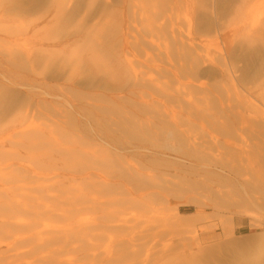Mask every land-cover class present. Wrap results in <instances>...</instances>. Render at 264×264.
Listing matches in <instances>:
<instances>
[{"label":"bare ground","instance_id":"obj_1","mask_svg":"<svg viewBox=\"0 0 264 264\" xmlns=\"http://www.w3.org/2000/svg\"><path fill=\"white\" fill-rule=\"evenodd\" d=\"M195 7L194 28L176 29L180 13L189 25ZM260 15L255 0H0V60L12 66H0V264H77L89 228L80 214L100 207L104 241L89 243L93 252L85 257L198 262L194 250L203 247L196 235H140L129 224L156 212L154 189L166 193V202H188L193 186L180 181L181 161L223 170L191 124L211 121L229 130L221 118L239 121L234 108L264 101ZM144 24L151 33L138 28ZM134 52L144 61H134ZM18 68L30 78L24 81ZM210 102L220 110L210 112ZM90 134L93 151L84 141ZM95 162L104 169L83 179L97 189L80 191L78 168ZM243 182L259 194L252 199L264 200V146L253 177ZM49 219L60 224L51 227ZM164 221L173 228L182 218L174 212ZM261 252L264 242L254 254Z\"/></svg>","mask_w":264,"mask_h":264},{"label":"rangeland","instance_id":"obj_2","mask_svg":"<svg viewBox=\"0 0 264 264\" xmlns=\"http://www.w3.org/2000/svg\"><path fill=\"white\" fill-rule=\"evenodd\" d=\"M255 3L257 4V12L263 14L260 17H264V0H255ZM190 11L192 14L189 25L185 16L183 17V13H180L174 24L176 29L180 28L185 31L189 26L194 28L195 16L198 15L199 11L197 7L190 9ZM166 23L168 24V22ZM145 24L143 26L138 25V28L146 34L151 33ZM136 25L134 24V26ZM152 33H157L155 37L152 34L155 40L161 43L165 42L162 32L153 31ZM166 42L168 43V40ZM206 42L211 54H214L215 45L209 42V38H206ZM145 57L143 53L138 52L131 55V58L137 62L144 61ZM0 66L2 69L12 68L11 63L7 62L6 59L0 60ZM30 74L28 69L17 71V75L21 76L24 81L30 78ZM20 90L25 93L24 87H21ZM214 95L218 96L219 94L215 93ZM208 107L210 112L220 110L219 106L212 102ZM233 112H238L241 120L230 123L221 118V121L226 126L228 125L227 129L229 130H220L218 125L211 121H203L200 124L195 120V123L191 124L195 128V138H198L196 141L200 143L204 141V145L213 147L210 153L212 156L215 155L216 162L223 170L215 167L197 166L193 163L195 161H181L182 178L179 180L183 184L193 186L185 194L184 201L188 200V202L179 203L169 200L166 202V193L162 189H154L156 194L152 198L156 212L130 221L129 224L133 227V231L141 232L140 235L156 230H184L185 237L188 236L187 234L196 235L203 250H194L195 256L192 260L198 261L195 264H264V252L254 254L256 248L264 242V200L255 201L252 199V196L259 197V194H253L247 183L243 182L244 180L249 181L253 177L259 165L261 148L264 146V101H257L250 106L234 108ZM40 121L41 118L38 117L36 122ZM101 124L95 123L94 127L99 128ZM84 141L88 144V151L97 148L95 135H88ZM91 159L94 160V158ZM83 166L85 165L83 164ZM155 167L156 169L159 168ZM231 167L235 168V172L241 170L244 175L237 177ZM161 168L163 169V164L159 169ZM103 169L104 167L96 162L88 164L85 169L80 166L77 173L79 190L88 193L95 192L97 182L83 178L88 172L95 173ZM217 174L224 178L222 180L224 183H219ZM105 211L103 207H100V209L82 211L83 213L80 214V218L89 228L85 234V247L77 253V264H117L104 262L102 256L96 260L85 257L86 252L87 254L93 252L89 243L97 242L96 244L99 246L104 241V233L100 227L104 222ZM174 212H177L182 218L181 226L165 227L163 223L166 221L164 220L173 216ZM46 223L51 227L60 224L56 219H49ZM178 244L176 241L175 245ZM53 247L56 248L58 245ZM98 251L100 249H96L95 253ZM37 255L38 253L30 255L27 260L32 261L36 259Z\"/></svg>","mask_w":264,"mask_h":264}]
</instances>
